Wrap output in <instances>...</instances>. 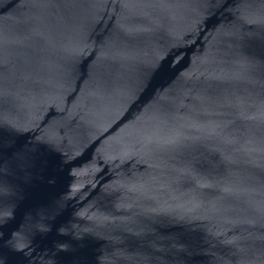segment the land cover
Masks as SVG:
<instances>
[{
	"label": "water",
	"instance_id": "1",
	"mask_svg": "<svg viewBox=\"0 0 264 264\" xmlns=\"http://www.w3.org/2000/svg\"><path fill=\"white\" fill-rule=\"evenodd\" d=\"M0 264H264V0H0Z\"/></svg>",
	"mask_w": 264,
	"mask_h": 264
}]
</instances>
